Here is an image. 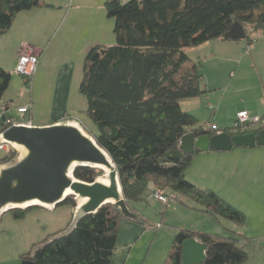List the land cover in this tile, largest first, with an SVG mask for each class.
I'll return each instance as SVG.
<instances>
[{"label": "trees", "instance_id": "obj_1", "mask_svg": "<svg viewBox=\"0 0 264 264\" xmlns=\"http://www.w3.org/2000/svg\"><path fill=\"white\" fill-rule=\"evenodd\" d=\"M47 7L51 6L41 0H0V36L11 28L20 12ZM104 8L113 20L115 44L88 49L78 92L86 100V115L97 128L93 138L116 168L131 217L106 204L79 218L66 234L58 231L48 235L23 254L22 261L111 264L120 222L126 219L140 223L133 205L155 187L189 199L198 211L239 225L244 222L243 213L212 190L200 189L185 179L197 151L191 155L179 152V139L187 132L197 137L212 136L216 131L198 125L195 116L181 110L179 102L205 93L200 65L191 62L186 50L211 40H226L223 37L233 23L244 29L246 41L254 33H264V0H111ZM10 77L0 68V101ZM248 127L232 126L223 131L230 136L257 134L264 124L251 131ZM14 154L3 152L0 164L9 162ZM101 174L87 166L73 171L75 179L86 183ZM59 206L74 210V197H66L56 208ZM33 209L41 207L6 213L20 220ZM187 237L207 245L201 264H242L247 258L233 236L180 230L174 235L164 264H181L182 243Z\"/></svg>", "mask_w": 264, "mask_h": 264}, {"label": "rangeland", "instance_id": "obj_2", "mask_svg": "<svg viewBox=\"0 0 264 264\" xmlns=\"http://www.w3.org/2000/svg\"><path fill=\"white\" fill-rule=\"evenodd\" d=\"M81 1L78 0L77 4L86 5L89 11L99 9L97 8L98 0H86L85 3ZM43 2L67 5L69 0H43ZM105 20L106 25L97 29L95 36L98 41H101L99 44L112 46L115 44L113 21ZM263 36V33L257 32L249 38L252 44H255L263 40ZM237 42L243 45V52L246 54L244 57L246 67L241 71L243 78L240 80L243 91L236 93L232 88L226 92L211 91L207 95L210 94L213 99H206L202 95V107L196 116L198 125L213 124L211 123L213 119L218 129H230L236 121V110L248 108L247 113H253L252 110H254L258 114L257 110L260 111L262 104L264 105V66L260 64L254 51L248 53L245 39ZM47 44L49 46L45 56L42 60H37L35 71L27 85H25V79L16 73V62L3 57L4 54L0 53V60L3 63L0 67H3L4 69H1L10 73L11 76L1 101L11 102L14 107L32 103L34 115L39 116L41 111L44 113L47 110L46 106L50 103L57 68L62 61H70L74 65L67 92L69 109L72 111L70 115L81 124L85 133L90 136L97 135L96 126L86 115V100L78 92L83 59V56L79 54L80 46L72 36H69L65 42L54 41L49 36ZM191 50L187 49L186 53L193 57L194 52ZM252 58L255 61L254 69L248 66L253 63ZM217 67L220 68L218 71ZM202 68L201 74L206 72L207 77L216 83L214 85H225L235 73L233 63L225 65L217 60L208 59L206 64H202ZM204 83L202 82V87ZM182 102L184 101L181 100L179 103L181 110L185 108ZM216 111H218V120L211 116ZM262 125L263 120L250 127L256 130ZM12 151L15 153L13 158L4 164L11 163L17 158L18 153L15 150ZM2 155L3 152H0V157ZM185 179L200 189L212 190L224 202L242 212L243 224H235L198 211L189 199L180 195L178 200L162 204L158 201L146 200L145 194L143 200L133 205L141 222H132L138 229L137 236L130 244H126L130 253L127 264H164L174 235L180 230L205 232L215 237L233 236L247 255L242 264H264V147H234L225 152L197 151L186 170ZM154 189L165 195L170 193L166 188L155 187ZM73 213L74 211L71 212L69 207L59 206L53 210L33 209L20 220L13 219L9 213L3 214L0 217V264H21V256L43 242L48 235L58 231L60 234H66L73 225ZM120 248L117 243V249Z\"/></svg>", "mask_w": 264, "mask_h": 264}, {"label": "water", "instance_id": "obj_3", "mask_svg": "<svg viewBox=\"0 0 264 264\" xmlns=\"http://www.w3.org/2000/svg\"><path fill=\"white\" fill-rule=\"evenodd\" d=\"M245 37L244 29L233 23L223 38L243 40ZM0 141L10 144L18 153L13 162L0 165V217L10 210L31 206L53 210L68 196L76 201L74 222L69 231L79 218L95 213L106 204L115 205L122 215L131 217L112 160L80 123L66 121L47 126L12 127L1 134ZM257 146L264 147V129L257 134L232 136L222 131L195 137L187 132L179 139L177 150L191 155L195 151L225 152L233 147ZM78 166L98 169L102 174L92 183L82 182L73 176ZM67 191L70 194L67 195ZM206 251L207 245L187 237L182 243L181 264H201ZM21 264L34 263L22 261Z\"/></svg>", "mask_w": 264, "mask_h": 264}, {"label": "crops", "instance_id": "obj_4", "mask_svg": "<svg viewBox=\"0 0 264 264\" xmlns=\"http://www.w3.org/2000/svg\"><path fill=\"white\" fill-rule=\"evenodd\" d=\"M41 1L43 2V0ZM107 1L111 0H98L97 8L99 9H96L95 11H89L86 5H78V0H69L67 5L65 3L63 5H56L50 2H43L50 5L51 7L33 8L28 11L20 12L16 15L11 28L5 34L0 36V53H3V57L9 58L12 62L15 61L16 65L19 56L23 53L36 55L38 60H42L49 46L48 44L46 45L49 36L52 37V40L57 42H65L68 40L69 36H72V38H74V40H76L80 46L79 54H81V56L84 58L89 48L95 45H102L99 44L101 41L96 39L95 32L97 29L106 25L105 19H110L106 15L105 8L103 9V6ZM119 1L121 3H125L128 0ZM81 2L85 3L86 0H82ZM237 41L239 40H211L197 47L190 48L192 49L191 51L194 52V56L190 57L188 54L187 55L189 56L191 62L201 65L200 71H203L202 64H206L208 59L217 60L218 62L224 63L225 65L228 63H233L235 66V73H231L232 75L225 85H214L216 83L207 77L206 72H203L201 83L205 82L203 86L205 93L202 95H204L206 99H213L210 94H207L215 90H222L223 92H226L232 88L236 93L243 91V87L240 86V80L243 78L241 76V71L244 69V67H246V62L244 59L246 54L243 52V45L241 46V44H238L240 42ZM246 43L248 45V53L250 51H254L256 58L259 60L260 64L264 66V36L263 40H261L259 43L256 42L255 44H252L251 40L247 41ZM252 61L253 63L249 64L248 66L251 69H254L253 64H255V61L253 58ZM2 64L3 63L0 60V66H2ZM216 69L218 71L220 68L217 67ZM73 72V63L70 61L67 62L65 60L62 61L59 68H57V75L52 88L51 100L50 103L47 104V110L44 113L41 111L39 116H35L34 106L32 103H30L31 117L34 126H47L59 122L76 121L70 115L72 111L69 109L67 100L69 82L72 78ZM216 77L217 76L215 73V78ZM202 95L196 98L184 99V102L182 103H184L185 108L182 110L193 114L195 117L198 116L197 114L202 107ZM261 107L262 108L260 111L257 110L258 114H256V111L254 110H252L253 113L248 114L251 117L262 118L264 124V105L262 104ZM247 110L248 108L238 109L235 112V116L236 113ZM216 112L211 114L212 118H218V111ZM211 121V123L214 124L213 119ZM207 124L204 126L205 129H209L210 123L208 125ZM250 126L251 125H249L247 129L251 131L253 129ZM219 130V132H222L224 129L219 128ZM153 188L154 187L152 186L151 189ZM70 211L72 212L74 210L70 208ZM137 229L138 227L136 224L126 219H123L120 222L116 240V248L111 258V264L128 263L130 260V253H128L126 244H130V242H132V240L137 236ZM117 243L119 248L121 246L120 249H117Z\"/></svg>", "mask_w": 264, "mask_h": 264}, {"label": "built area", "instance_id": "obj_5", "mask_svg": "<svg viewBox=\"0 0 264 264\" xmlns=\"http://www.w3.org/2000/svg\"><path fill=\"white\" fill-rule=\"evenodd\" d=\"M37 60L38 58L36 55L29 53H23L18 58L16 73L25 79V85L29 83V78L35 71ZM235 118L236 121L233 126L239 129L246 128L248 125H253L262 121L259 117H251L246 111L236 113ZM17 126L34 127L31 117V105L14 107L11 102L0 101V136L9 128ZM209 130L219 133L218 128L214 124L209 125ZM12 150H14V148L10 144L0 141V152H9ZM154 190L155 189L149 190L146 193V200H154L162 204H168L171 200H178V195L175 193L165 195L161 191Z\"/></svg>", "mask_w": 264, "mask_h": 264}, {"label": "bare ground", "instance_id": "obj_6", "mask_svg": "<svg viewBox=\"0 0 264 264\" xmlns=\"http://www.w3.org/2000/svg\"><path fill=\"white\" fill-rule=\"evenodd\" d=\"M101 180H103V179H101ZM104 182H105V181H104ZM66 194L68 195V194H70V192H69V191H67V192H66Z\"/></svg>", "mask_w": 264, "mask_h": 264}]
</instances>
